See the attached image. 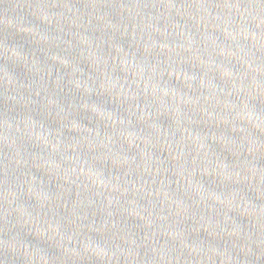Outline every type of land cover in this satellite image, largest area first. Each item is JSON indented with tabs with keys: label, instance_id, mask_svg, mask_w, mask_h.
Segmentation results:
<instances>
[{
	"label": "water",
	"instance_id": "obj_1",
	"mask_svg": "<svg viewBox=\"0 0 264 264\" xmlns=\"http://www.w3.org/2000/svg\"><path fill=\"white\" fill-rule=\"evenodd\" d=\"M0 264H264V0H0Z\"/></svg>",
	"mask_w": 264,
	"mask_h": 264
}]
</instances>
